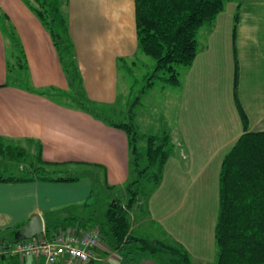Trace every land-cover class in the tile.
Instances as JSON below:
<instances>
[{
  "label": "crops",
  "instance_id": "obj_1",
  "mask_svg": "<svg viewBox=\"0 0 264 264\" xmlns=\"http://www.w3.org/2000/svg\"><path fill=\"white\" fill-rule=\"evenodd\" d=\"M230 1L235 5L231 15L221 18L223 10L212 25L200 28V48L193 64L186 69L185 84L180 81L181 85L168 88L169 100L176 97L178 107L184 108L181 152L186 155V165L191 170L207 169L215 154L245 132L238 101L248 118L247 130L264 131V0ZM68 5L84 92L95 101L115 102L119 97L120 61L132 59L141 51L135 0H69ZM81 5L85 11L83 16H78L75 10ZM0 13L7 17L5 22L0 20V136L19 140L24 145L31 144L27 139H33L41 143L46 161L82 162L72 168L100 169L108 185L123 182L128 175L129 160L128 136L124 130L107 125L88 112L66 107L65 103L4 85L8 75L4 29L13 26L25 50L33 84L69 90L52 36L39 17L23 0H0ZM212 90L220 92L213 109L209 93ZM210 109L212 113L216 110V118L206 125L207 129L213 138L227 136L215 147L204 142L210 134H202L195 127L199 120L207 122L204 116ZM173 141L175 150L171 155L179 154L177 134ZM202 154H207L206 160ZM94 178L92 172L70 182L0 181V229L23 224L34 213H40L45 220L48 211L79 207L91 197ZM143 218L152 219L147 214ZM135 227L133 224V232ZM186 250L193 263L192 254ZM100 251V259L75 260L71 264H160L150 254L124 262L117 252L109 253L103 248ZM0 264H44V260L38 256L7 254L0 258Z\"/></svg>",
  "mask_w": 264,
  "mask_h": 264
},
{
  "label": "trees",
  "instance_id": "obj_2",
  "mask_svg": "<svg viewBox=\"0 0 264 264\" xmlns=\"http://www.w3.org/2000/svg\"><path fill=\"white\" fill-rule=\"evenodd\" d=\"M23 1L51 34L69 81V90L64 92L54 86L40 88L33 84L25 50L13 26L9 32L13 38L16 63L8 61L4 85L22 88L59 104L65 103L63 105L66 107L88 112L107 125L124 130L129 143L131 178L125 184L124 198L110 197L100 205L94 187L89 200L79 206L84 214L77 213L75 210L79 207L75 206L48 211L45 215V232L39 236L51 240L66 231L81 233L97 228L100 247L109 253L117 252L124 262H131L148 252L160 264H193L184 247L167 241H151L132 230V214L141 205L144 194L140 188L141 182L145 178L154 182L162 180L164 166L174 149L171 135L141 134L132 122L115 121L105 110L90 107L84 97L74 44L67 37L62 39V35L68 34L63 8L69 4V0ZM225 4L226 0H135L139 48L156 61L153 78L161 77L166 86L180 84L177 67L193 64L199 49L200 28L212 25ZM1 17L7 19L5 13H0ZM64 41L69 47L67 52L63 50ZM153 83L149 82L150 87ZM61 98L71 99L74 103L64 102ZM238 104L246 130L221 163L220 213L215 228L218 246L216 264H264V131L247 130V115L239 101ZM27 140L31 144L24 145L19 140L0 136V160L7 159L19 168L0 165V181L70 182L92 175L93 171L72 168L82 162L46 161L41 143ZM94 179L96 184V176ZM107 188L110 191L116 189L113 185H107ZM23 224L0 229V249H10L16 231ZM7 254L11 255L7 251L0 258Z\"/></svg>",
  "mask_w": 264,
  "mask_h": 264
},
{
  "label": "rangeland",
  "instance_id": "obj_3",
  "mask_svg": "<svg viewBox=\"0 0 264 264\" xmlns=\"http://www.w3.org/2000/svg\"><path fill=\"white\" fill-rule=\"evenodd\" d=\"M68 7L69 5L66 4L63 8L67 17L68 34L62 35V39L67 37L68 40L70 39L69 42L72 41V44H74L73 51L76 54L71 25L68 19ZM234 8L235 5L230 0H226L225 12L220 14L221 18H224L225 15H231L230 12ZM75 11L78 16H83L84 5L76 7ZM0 20L5 22L3 17ZM4 32L8 61L15 64L11 32L5 29ZM62 45L65 52L69 51L67 42L64 41ZM64 55L69 60L68 56ZM75 60L78 65L77 55ZM155 67V59L139 51L134 58L120 61V69L118 70L119 97L115 102L92 100L86 95L85 87H83L85 91L84 97H86L90 107L105 110L111 119L132 122L137 126V130L141 134L161 136L169 133L172 141L177 134L180 139L178 144L180 147H176L179 154L170 156L168 164L164 166L162 180L154 182L145 178L141 182L140 188L144 191V194L140 202L141 205L132 214V222L136 224L134 232L135 234H142L146 239L156 237L159 240H166L169 243L189 249L194 264H216L218 246L215 240V228L220 213L219 174L222 159L236 140L227 144L217 155L215 154L213 160L208 163L207 169H189L186 165V155L181 152L183 151L185 131L183 123L184 108L178 107L179 100L176 97L173 100H169V90L174 89L173 86H166L161 77H152ZM188 67H177L181 84H185L183 81L185 80ZM71 68L73 69V67ZM150 81L154 82L151 87L149 85ZM168 88L170 89L168 90ZM175 89L177 90V88ZM209 93L210 96L212 95L211 107L213 109L214 99L218 100V93L220 92L212 90ZM61 100L74 103V101L67 98H61ZM215 112L216 110L212 113L210 109V113L204 116L207 122L202 123L199 120L195 126L200 129L202 134H210L208 138L205 137L204 142L213 147L219 146L224 138L227 137L218 135L213 138L211 130L206 127L207 124L210 123L209 125H211L214 122L216 118ZM218 124L213 125V128L218 126ZM233 132L236 133L235 127H233ZM184 148L187 150V146ZM222 153L223 155H221ZM205 156L207 154H202L203 160H206ZM0 165H10L9 167L19 169L15 163L7 159H1ZM93 173L97 180L95 188L99 195L100 205L106 203V200H109L110 197L119 196L124 198L125 184L131 178L129 160L127 178L123 182L113 185L116 189L112 191L107 188L108 183L105 181L106 177L104 178L102 170L93 169ZM75 211L79 214L85 213L83 208L80 207ZM145 214L152 219L149 221L145 220L143 218ZM5 227L6 225L3 228ZM148 254V252L142 253L137 258L145 257Z\"/></svg>",
  "mask_w": 264,
  "mask_h": 264
},
{
  "label": "built area",
  "instance_id": "obj_4",
  "mask_svg": "<svg viewBox=\"0 0 264 264\" xmlns=\"http://www.w3.org/2000/svg\"><path fill=\"white\" fill-rule=\"evenodd\" d=\"M100 249L99 231L92 228L81 233L66 231L51 240L42 236L21 240L8 250L0 249V255L8 251L11 255L42 257L44 264H71L75 260L91 262L100 259Z\"/></svg>",
  "mask_w": 264,
  "mask_h": 264
},
{
  "label": "water",
  "instance_id": "obj_5",
  "mask_svg": "<svg viewBox=\"0 0 264 264\" xmlns=\"http://www.w3.org/2000/svg\"><path fill=\"white\" fill-rule=\"evenodd\" d=\"M45 232V220L40 213H34L15 233L13 243L34 239ZM12 243V244H13Z\"/></svg>",
  "mask_w": 264,
  "mask_h": 264
}]
</instances>
